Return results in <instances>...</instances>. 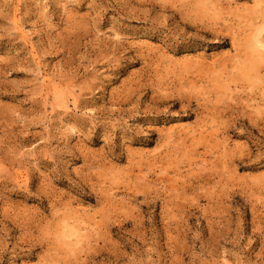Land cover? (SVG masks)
<instances>
[{
	"label": "rangeland",
	"instance_id": "1",
	"mask_svg": "<svg viewBox=\"0 0 264 264\" xmlns=\"http://www.w3.org/2000/svg\"><path fill=\"white\" fill-rule=\"evenodd\" d=\"M0 264H264V0H0Z\"/></svg>",
	"mask_w": 264,
	"mask_h": 264
},
{
	"label": "bare ground",
	"instance_id": "2",
	"mask_svg": "<svg viewBox=\"0 0 264 264\" xmlns=\"http://www.w3.org/2000/svg\"><path fill=\"white\" fill-rule=\"evenodd\" d=\"M259 42V41H258Z\"/></svg>",
	"mask_w": 264,
	"mask_h": 264
}]
</instances>
